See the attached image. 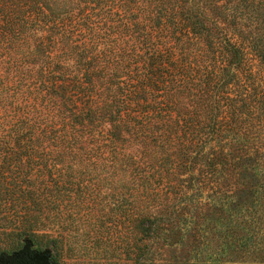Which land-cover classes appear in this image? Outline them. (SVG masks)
Returning <instances> with one entry per match:
<instances>
[{
	"label": "trees",
	"instance_id": "obj_1",
	"mask_svg": "<svg viewBox=\"0 0 264 264\" xmlns=\"http://www.w3.org/2000/svg\"><path fill=\"white\" fill-rule=\"evenodd\" d=\"M263 168L264 0H0L1 252L113 176L99 171L127 176L130 264L202 251V205L186 227L139 207V191L180 194L185 174L220 195L233 252L251 241L231 222Z\"/></svg>",
	"mask_w": 264,
	"mask_h": 264
},
{
	"label": "rangeland",
	"instance_id": "obj_2",
	"mask_svg": "<svg viewBox=\"0 0 264 264\" xmlns=\"http://www.w3.org/2000/svg\"><path fill=\"white\" fill-rule=\"evenodd\" d=\"M252 61L257 66L255 60ZM109 174H113L112 178H107L102 187H95L90 194L89 189L69 192V195L76 199L71 205H49L48 212L44 209V213L39 214L35 222L38 225V235L33 237V240L25 237L24 241H20V244L9 252L0 251V264H35L28 259L32 253L46 256L49 264H130L132 254L125 248L129 227L124 220L129 207L126 199H132L123 186L127 176L119 179L116 173L99 171V177ZM180 177L182 178L176 179L180 180V187L184 190L180 194H169L170 196L166 200L161 199V202L159 197L155 196V201L150 203V198L143 200L146 192L142 194L139 191V207L149 203L145 208L146 213L150 215H163L173 209L178 217L176 223L186 227L190 224L186 220L192 222V219H185L183 217L188 214H182L188 210L196 216V209L199 210L198 206L202 205V217H205L200 218L197 215L195 219L202 223L203 249L199 254H190L188 258L183 259L181 255L187 249L185 243L171 246H165L163 243L165 250L162 255L177 256L175 264H184V261L190 264H264V168L259 177L262 186L257 187L250 197V202L241 207V214H233L231 222L241 224L245 227L244 230L248 229L253 239L248 241V247L232 246L233 252L228 250L227 246L233 245V242L239 246L238 241L226 236L228 231L225 219L221 218L219 213L211 211L212 207L209 206L213 201L217 203L220 195L214 193V188L209 184L203 186L201 181L186 179V174ZM73 179L77 180L78 177ZM95 182L97 183L98 179H95ZM187 184L190 186L185 188ZM90 195L95 198L93 203L89 202ZM66 197L67 195L63 198ZM46 214L49 219L45 218ZM96 223L102 224L99 230H96Z\"/></svg>",
	"mask_w": 264,
	"mask_h": 264
},
{
	"label": "water",
	"instance_id": "obj_3",
	"mask_svg": "<svg viewBox=\"0 0 264 264\" xmlns=\"http://www.w3.org/2000/svg\"><path fill=\"white\" fill-rule=\"evenodd\" d=\"M29 261L35 264H49L46 256L40 255L39 253H32L28 257Z\"/></svg>",
	"mask_w": 264,
	"mask_h": 264
}]
</instances>
